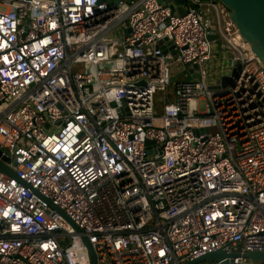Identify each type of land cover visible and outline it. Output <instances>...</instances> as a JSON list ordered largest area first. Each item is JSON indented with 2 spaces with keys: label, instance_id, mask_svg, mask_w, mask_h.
Masks as SVG:
<instances>
[{
  "label": "built area",
  "instance_id": "built-area-1",
  "mask_svg": "<svg viewBox=\"0 0 264 264\" xmlns=\"http://www.w3.org/2000/svg\"><path fill=\"white\" fill-rule=\"evenodd\" d=\"M176 7L0 0V162L31 187L0 171V264L264 252V65L218 0Z\"/></svg>",
  "mask_w": 264,
  "mask_h": 264
},
{
  "label": "water",
  "instance_id": "water-1",
  "mask_svg": "<svg viewBox=\"0 0 264 264\" xmlns=\"http://www.w3.org/2000/svg\"><path fill=\"white\" fill-rule=\"evenodd\" d=\"M166 2H171V0H165ZM176 6V12L180 16L186 14L183 7L184 0H173ZM119 2V0H115ZM162 2V0H160ZM218 2L225 8L227 12V17L231 23L238 30L239 35L242 40L249 46L251 51L260 59L261 63L264 65V0H218ZM175 8V7H174ZM217 37H212L216 39ZM196 69V67H194ZM192 73L193 78H197L198 74ZM172 84L175 83V79L171 81ZM220 85L211 86L212 90L218 89L220 87H226L231 83V76L223 75L219 81ZM148 145L152 142H147ZM159 152L162 153V149L158 148ZM7 162H10L8 158H5ZM0 171L6 173L12 178H16L22 182L27 187L31 188L29 185L20 180L16 173L0 162ZM37 193L36 191H34ZM49 205L60 213L76 230L77 233L82 234L83 231L57 206L52 202H48ZM84 245L87 248L89 256V264H97L96 253L86 236H82ZM241 255L238 253H226L223 250H218L213 253H208L190 263L187 264H199L202 262H223V264H231L230 259L238 258ZM243 258L247 260L249 264H264V252H250L242 255Z\"/></svg>",
  "mask_w": 264,
  "mask_h": 264
},
{
  "label": "rangeland",
  "instance_id": "rangeland-1",
  "mask_svg": "<svg viewBox=\"0 0 264 264\" xmlns=\"http://www.w3.org/2000/svg\"><path fill=\"white\" fill-rule=\"evenodd\" d=\"M219 7H220V10H221V13H223V14L227 13L225 8L220 3H219ZM217 43L219 45H222V41L221 40H218ZM115 48H116L117 51H120L121 50V45L116 42L115 43ZM217 56H218V52H215V57H214L213 61L211 62V65H212L211 76L214 77V80L217 79L219 81L223 75H226V70L225 69L227 67L225 65L224 66L223 65L220 66V64L222 63V58H221V56H218V57ZM221 69H223V70L221 71ZM223 71H224V74L222 75ZM176 76L180 80H191V78L189 76H186L185 74H179V75H176ZM170 91H173L172 87L170 88ZM163 105H164V102L162 100H160V102H159V104H158V106L156 108L157 116L162 115V113H163V111H162ZM200 109H201V111L204 110L203 103L200 104ZM157 125L160 126L161 123L157 122Z\"/></svg>",
  "mask_w": 264,
  "mask_h": 264
},
{
  "label": "crops",
  "instance_id": "crops-1",
  "mask_svg": "<svg viewBox=\"0 0 264 264\" xmlns=\"http://www.w3.org/2000/svg\"><path fill=\"white\" fill-rule=\"evenodd\" d=\"M215 48H214V55H213V58H212V60H211V62L213 61V59H214V57H215V52H218V56H221V58H222V63L220 64V66L221 65H225L226 67L228 66V61L227 60H223V58H225V57H227V53L224 51V50H222L221 49V46L218 44V43H216L215 45ZM217 56V57H218ZM211 62H209V68H210V70H212V65H211ZM224 63V64H223ZM223 69H221V71H222ZM226 70V69H225ZM224 74V71H223V73H222V75ZM221 75V76H222ZM220 81V80H219ZM217 79L216 80H214V77L213 76H211V84H213V83H218L219 82Z\"/></svg>",
  "mask_w": 264,
  "mask_h": 264
}]
</instances>
